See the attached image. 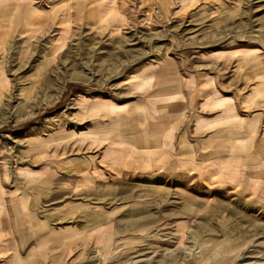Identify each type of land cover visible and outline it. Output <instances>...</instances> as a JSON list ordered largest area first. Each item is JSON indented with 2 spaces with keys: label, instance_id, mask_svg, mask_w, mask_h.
Returning a JSON list of instances; mask_svg holds the SVG:
<instances>
[{
  "label": "rangeland",
  "instance_id": "obj_1",
  "mask_svg": "<svg viewBox=\"0 0 264 264\" xmlns=\"http://www.w3.org/2000/svg\"><path fill=\"white\" fill-rule=\"evenodd\" d=\"M222 60L242 86L264 65V0H0V194L33 190V244L48 240L33 262L0 264H264V208L201 196L199 183L119 175L91 199L66 197L84 208L56 202L58 174L84 189L96 151L149 140L153 110H185ZM42 172L49 208L36 202Z\"/></svg>",
  "mask_w": 264,
  "mask_h": 264
},
{
  "label": "crops",
  "instance_id": "obj_2",
  "mask_svg": "<svg viewBox=\"0 0 264 264\" xmlns=\"http://www.w3.org/2000/svg\"><path fill=\"white\" fill-rule=\"evenodd\" d=\"M217 66L215 74L203 73L191 83L193 88L185 93L194 99L186 100L185 110H153L151 131L147 129L149 140L135 138L132 144L108 145L99 152L95 149L99 159L82 174L81 180L88 183L80 185L84 189L75 185L65 188L63 184L77 177L58 174L57 204L84 208L86 199L66 201V197L91 199L97 195L98 185L105 189L116 184L114 179L119 175H138L142 182L158 187L190 186L192 190L199 183L201 196L264 208V65L244 86L240 77L231 82L224 77V60L217 61ZM140 136L145 137L144 133ZM43 174L36 202L40 208H49V179ZM14 185L7 194H0V258L18 254L33 262L30 254L47 246L48 240L42 236L40 243L33 244L30 217L32 208H37L34 192L26 185ZM93 234L89 237L92 244Z\"/></svg>",
  "mask_w": 264,
  "mask_h": 264
}]
</instances>
